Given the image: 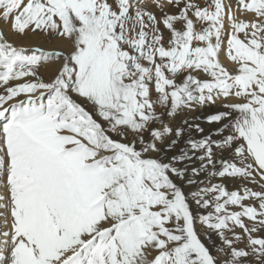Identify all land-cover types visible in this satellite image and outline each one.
Here are the masks:
<instances>
[{
  "label": "snow or ice",
  "instance_id": "snow-or-ice-1",
  "mask_svg": "<svg viewBox=\"0 0 264 264\" xmlns=\"http://www.w3.org/2000/svg\"><path fill=\"white\" fill-rule=\"evenodd\" d=\"M0 264H264V0H0Z\"/></svg>",
  "mask_w": 264,
  "mask_h": 264
},
{
  "label": "rangeland",
  "instance_id": "rangeland-1",
  "mask_svg": "<svg viewBox=\"0 0 264 264\" xmlns=\"http://www.w3.org/2000/svg\"><path fill=\"white\" fill-rule=\"evenodd\" d=\"M201 2H202V0H201ZM232 3L234 4L235 3V0H232ZM19 42L20 41L18 40V43ZM25 42H30V44H32V45H35V44H38V45L45 44V42H44V40H43L42 37H30V38L25 39L23 41V43H25ZM45 45H47V44H45ZM49 46H51V45H49ZM41 71H42V74L44 75V78L45 79H48L49 73L45 72L43 69ZM202 126L207 127L206 125H202ZM249 186L250 187H254V190H259V187L258 186H252V185H249ZM229 190H232V186L231 185H229Z\"/></svg>",
  "mask_w": 264,
  "mask_h": 264
},
{
  "label": "bare ground",
  "instance_id": "bare-ground-1",
  "mask_svg": "<svg viewBox=\"0 0 264 264\" xmlns=\"http://www.w3.org/2000/svg\"><path fill=\"white\" fill-rule=\"evenodd\" d=\"M18 42V41H17ZM25 44H30V42H25ZM35 45H38V44H35ZM42 46L46 47V48H50L51 46L49 45H45V44H41Z\"/></svg>",
  "mask_w": 264,
  "mask_h": 264
}]
</instances>
